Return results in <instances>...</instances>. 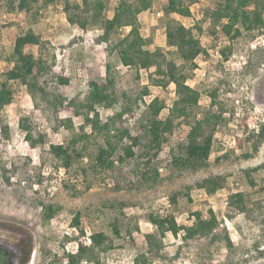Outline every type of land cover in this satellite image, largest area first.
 Here are the masks:
<instances>
[{"label": "rangeland", "instance_id": "rangeland-1", "mask_svg": "<svg viewBox=\"0 0 264 264\" xmlns=\"http://www.w3.org/2000/svg\"><path fill=\"white\" fill-rule=\"evenodd\" d=\"M102 1L105 16L111 17L117 1ZM152 1V7L139 16L145 49L163 55L171 52L167 59H172L187 76V84L201 93L194 113L197 117L217 110L210 108V98L205 93L211 89H218L217 102L225 111V122L217 127L206 166L196 171L176 170L171 165L169 145L163 144L153 161L154 167L163 170L158 172L153 185L141 182L138 175L144 171L139 158L141 148L135 149L136 158L115 162L113 169L96 167L92 159L101 139L90 133L88 127L87 138L77 144L83 158L65 173L59 172L60 162L48 151L51 144L66 145L72 136L82 135L79 117L67 132L61 124L63 115L52 102L54 98L82 95L90 81L106 77V65L114 80L116 102L112 107L97 108L103 121L122 109L127 96L132 110L124 114L122 125L132 136L140 135L149 97L144 96V104L138 103L137 107L133 100L146 86H150L151 98H160L164 108L172 105L174 86L162 88L150 83L154 68L138 70L121 65L113 46L128 28L106 41H100L102 30L98 26L85 32L77 27L71 29L70 24L66 25L64 3L80 5L81 0H55L34 23L26 13L9 12L0 4V75L11 68L6 57L12 52L15 37L28 28L47 41L42 53L51 67V74L39 77L31 90L33 100L27 87L18 81L11 82L13 100L0 110V123L8 127V138L0 131V234L29 241L30 252L24 264H43L44 248L57 255L63 251L72 253L77 242L88 244V236L94 232H103L111 240L110 249L100 256L101 264H132L135 256L147 253L143 235L156 233L149 215L173 212L179 225H190L193 212L205 218L208 210L218 223L213 239L183 242L182 232L177 237L167 233L159 254L147 253L149 264H264V140L257 144L256 137L259 126L264 125V27L214 46L200 12L218 0H194L190 7L193 14L188 18L166 17L160 8L164 0ZM175 21L187 28L196 23L202 27L198 37L208 56H199L195 69L184 64L176 48L166 42L165 27ZM222 47L231 48L228 60L220 56ZM24 51L36 56L40 49L26 46ZM58 60H64L67 66V76H63L68 79L67 85H58L53 79L57 74L52 68ZM21 117L29 118L34 137L44 135L43 146L29 148L18 127ZM187 131L188 126H178L174 140L182 139ZM206 178H217L221 188L207 194L197 186ZM129 183L134 187L130 188ZM235 194L242 196L241 204ZM172 197L175 204L170 201ZM41 205H53L58 211L51 220H44ZM76 214L80 216L78 228L72 226ZM116 220L119 237L112 232Z\"/></svg>", "mask_w": 264, "mask_h": 264}, {"label": "trees", "instance_id": "trees-1", "mask_svg": "<svg viewBox=\"0 0 264 264\" xmlns=\"http://www.w3.org/2000/svg\"><path fill=\"white\" fill-rule=\"evenodd\" d=\"M111 17L104 14L105 4L102 0H81V4L71 5L64 3L63 10L66 21L81 30L98 26L102 30L100 41L108 40V37L128 28L126 34H122L114 43L113 49L124 67H135L138 70H149L154 68L153 75L149 76L153 86L165 88L169 84L174 86V99L169 110V116L160 119L159 114L164 108L163 101L155 97L149 103H145L146 120L141 123V134L132 136L129 129L122 125L124 114L130 112L131 100L125 96L126 103L120 111L111 118L103 121L97 108L99 106L112 107L116 102L113 93L114 80L110 77V67L106 68V77L98 81H90L87 90L82 95H75L70 99L58 95L54 98V106L63 115L61 124L67 132L72 128L73 120L80 118L79 127L82 135L72 136L66 145L51 144L49 153L56 158L61 166L69 169L74 162L83 158V153L78 150L77 144L81 139L87 138L85 128L90 133L101 139L97 145L92 161L96 167L101 169H113L115 162L122 163L128 159L137 157L135 149L141 148L140 159L144 171L139 172L141 182L155 184L158 169L154 167L153 161L158 155L163 144L169 145L171 165L176 170L196 171L206 166L211 155L214 134L217 127L225 122L223 108L217 102L218 89L205 91L210 98V108L216 107V111L210 110L197 117L195 111L198 108L200 91L193 89L187 84V76L172 59L171 52L166 55L159 52H151L145 49L146 40L142 36L139 16L148 11L152 0H116ZM55 0H0L5 8L11 11L24 12L32 23L37 22L44 16V10ZM194 0H164L161 3V12L164 16L177 15L188 18L191 16V5ZM202 22L207 23V34L214 46L220 41L233 42L243 33L252 34L264 27V0H218L208 5L202 12ZM203 30L199 24L187 28L179 22H168L165 27L166 42L169 47L176 48L179 59L184 64H189L192 69L196 68L195 60L201 56H208L206 48L202 46L199 35ZM48 44L41 34L34 32L32 28L26 29L14 39L11 54L6 60L11 68L0 75V110L11 104L14 90L11 82L18 81L30 90L33 100L32 89L36 87L39 77L50 73V65L43 57L42 47ZM26 46H37L40 51L38 55L24 51ZM231 52L230 47L219 49L222 59L228 60ZM161 59V60H160ZM58 85H67L68 79L63 76H53ZM150 94V86L142 89L141 95L133 100L134 106L138 103L144 104L143 97ZM193 119L190 122V119ZM188 126L186 135L179 140H174V131L178 126ZM18 127L23 131V138L29 148H36L45 144L44 135L33 136L30 120L27 117L18 119ZM8 127L1 125L0 131L8 138ZM257 144L264 140V125H260L256 133ZM257 148V145L254 146ZM148 169V170H147ZM133 188L134 185L129 183ZM203 188L207 194L212 195L221 188L222 183L217 178H206L197 185ZM238 202L242 203L240 194L233 195ZM175 204V197L170 199ZM44 220H51L57 213L58 208L53 205H41ZM190 225H179L173 212L154 213L149 215L148 220L156 229V233H145L144 240L148 254L158 255L163 248V238L167 233L173 237L179 236L183 242L192 241L196 238H214L218 223L211 210L207 211V217L199 212L191 214ZM79 214L72 219V226L79 227ZM115 237L120 236L119 221L112 225ZM83 234V231H80ZM130 235V233H128ZM89 243H76L73 253L63 251L61 255L53 254L48 249H42L43 264H101V254L110 249L111 240L103 232H94L88 236ZM227 245L230 240L225 237ZM25 254H29V241L24 240ZM147 253H140L132 260V264H149L150 257ZM26 258V257H25ZM25 262V259H24Z\"/></svg>", "mask_w": 264, "mask_h": 264}, {"label": "water", "instance_id": "water-1", "mask_svg": "<svg viewBox=\"0 0 264 264\" xmlns=\"http://www.w3.org/2000/svg\"><path fill=\"white\" fill-rule=\"evenodd\" d=\"M19 253L20 251L18 248L11 243L0 241V264H24L26 254H24V259L22 263H20Z\"/></svg>", "mask_w": 264, "mask_h": 264}, {"label": "built area", "instance_id": "built-area-1", "mask_svg": "<svg viewBox=\"0 0 264 264\" xmlns=\"http://www.w3.org/2000/svg\"><path fill=\"white\" fill-rule=\"evenodd\" d=\"M193 13H192V11H191V15H192ZM200 17H202V12H200ZM61 62H63V64L61 63ZM67 66H66V64H65V61L63 60V61H60V60H58L56 63H55V65L53 66V70H54V72L57 74V75H59V76H67L66 75V71H67V68H66ZM147 97H149V100L148 101H146L147 103H149L151 100H152V98H151V95H148ZM170 108H171V106H167L166 108H163L162 109V111L160 112V114H159V118L160 119H165L166 117H168L169 116V110H170ZM164 112V113H163ZM67 169H65V168H63V167H60L59 168V172L61 171L62 173H65V171H66ZM162 170H163V168H158V172H162ZM88 243H89V240H88ZM75 250H76V246H75ZM75 252V251H74ZM73 253V252H72Z\"/></svg>", "mask_w": 264, "mask_h": 264}, {"label": "flooded vegetation", "instance_id": "flooded-vegetation-1", "mask_svg": "<svg viewBox=\"0 0 264 264\" xmlns=\"http://www.w3.org/2000/svg\"><path fill=\"white\" fill-rule=\"evenodd\" d=\"M0 241H3V242H9L11 243L13 246L17 247L18 250L20 251V260L22 263L23 259H24V254H25V244H24V239L23 238H13V237H10V236H5V235H2L0 234Z\"/></svg>", "mask_w": 264, "mask_h": 264}, {"label": "crops", "instance_id": "crops-1", "mask_svg": "<svg viewBox=\"0 0 264 264\" xmlns=\"http://www.w3.org/2000/svg\"><path fill=\"white\" fill-rule=\"evenodd\" d=\"M66 25H69V24L67 23ZM71 26H72V25H71ZM74 27H77V26H72L71 29L74 30ZM76 29H78L79 31H83V32L88 31V30H81V29H79L78 27H77ZM34 32H35V31H34ZM35 33H36V32H35Z\"/></svg>", "mask_w": 264, "mask_h": 264}, {"label": "bare ground", "instance_id": "bare-ground-1", "mask_svg": "<svg viewBox=\"0 0 264 264\" xmlns=\"http://www.w3.org/2000/svg\"><path fill=\"white\" fill-rule=\"evenodd\" d=\"M31 257H32V255H31Z\"/></svg>", "mask_w": 264, "mask_h": 264}]
</instances>
